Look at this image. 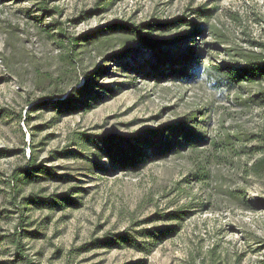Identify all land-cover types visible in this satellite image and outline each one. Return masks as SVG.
Masks as SVG:
<instances>
[{"label": "rangeland", "instance_id": "1", "mask_svg": "<svg viewBox=\"0 0 264 264\" xmlns=\"http://www.w3.org/2000/svg\"><path fill=\"white\" fill-rule=\"evenodd\" d=\"M40 1L0 0V262L264 264V172L251 171L259 157L253 138L264 121L259 87L226 89L208 76L211 66L264 54V0H52L48 9L60 14L51 17L39 12ZM195 8L212 15L199 19ZM176 18L192 20L193 38L208 44L186 82L175 81L168 66L180 64L187 48L173 39L191 27L143 26ZM55 20L71 36L127 22L150 32L154 47L129 41L122 49L126 41L113 35L102 53L93 45L78 49L75 87L83 86L82 74L102 71L92 80L95 101L58 108L54 101L66 98L73 76L59 98L31 111L50 94L47 74L62 68V51L49 37L55 30L44 28ZM169 129L176 133L162 136L169 151L146 148L134 169L111 163L92 145L101 147L107 136L123 150L139 138L156 145L153 135ZM83 134L92 141H82ZM32 156L52 175L14 183ZM175 212L181 219L165 218ZM169 226L176 231L161 236ZM16 233L24 260L11 243ZM121 233L136 247L120 243Z\"/></svg>", "mask_w": 264, "mask_h": 264}, {"label": "trees", "instance_id": "2", "mask_svg": "<svg viewBox=\"0 0 264 264\" xmlns=\"http://www.w3.org/2000/svg\"><path fill=\"white\" fill-rule=\"evenodd\" d=\"M52 0H41L38 5L39 12H42L45 15H49L50 17L54 14H60V11L58 8L48 9V5ZM194 14L197 15V18L199 19H208L211 17V12L209 10H203L201 8H195L192 10ZM81 19V18H79ZM76 21V20H75ZM78 21V20H77ZM51 26V27H50ZM144 27L148 28L149 31H155L159 30L161 32H169L171 30H179L180 28L187 29L191 27V30H185L184 32H179L177 36L173 39V42L176 43H183L187 45V48L183 52L182 60L179 61L180 64L176 63H170L168 68L170 72V76L175 80L179 82H186L190 80V74L189 72L196 70V67L194 65V62L198 59H201L202 50L200 49L201 44L198 43L197 40L193 38V33L196 31V25H194V22L192 20H187L185 18H176L167 22H163L158 24L156 27L149 26V24L143 25ZM45 29H47V32L49 33L52 30H55L53 34H50V38H54L57 47L59 48L61 52L60 61L62 63V68L59 71L57 75L53 74H47V79L49 81L50 85V94L49 96L39 98L36 101L32 102L31 111L36 110L38 107L42 105H47L52 103V100L56 97L59 98L62 93H64V86H67L69 82L72 80V77L76 76L74 82L71 83L70 92L66 95V98L64 100L54 101L58 108L60 109H69L70 111L74 109H82L88 107L89 103L87 100L89 98L93 99L95 96H97V93L91 92V85L95 84L93 83V79L100 76L102 71L100 69L94 70L95 72L90 73H84L82 74L85 78V82L83 86L75 87L74 85L78 82V74L77 71L80 69V66L82 65L81 59L78 58V49L84 48L87 45H93L94 49L98 51V53H102L103 48L106 47L105 45L110 44L111 40L113 39V35H118L119 37H122V40L120 41H126L122 45V49H124L127 44V42H140L144 44L145 47L152 48V40L149 39V33L142 34L138 27L129 24L127 22H114L110 24L107 27V30H100L91 32L89 34H81L78 36H71L66 33L65 28L63 27V24L57 20L52 22L50 25L44 26ZM155 28V29H154ZM130 39V40H129ZM172 41V40H171ZM83 43V44H81ZM204 45L208 44L203 43ZM190 45V46H189ZM259 47H262L261 44H258ZM105 50V49H104ZM82 69V66H81ZM208 70H211L212 73H209L208 76L213 79V81L216 83L217 86L221 85L225 87L226 89H232L235 86L242 85L243 83L251 84V85H257L258 88V95L262 99V104H264V54H251L248 56H245L243 60L240 62V64L236 63H223L222 66H211L208 68ZM72 96L74 97V100H72ZM82 98L81 101L77 100V97ZM94 97V98H93ZM20 119V115H19ZM264 120V119H263ZM159 134V135H158ZM157 137V144H153L149 142V139L139 138L135 139L134 142L137 143L136 146H127V150H123L120 148L119 145L112 142V140L107 136L106 139L102 138L100 139L101 147H98L95 143L94 145L98 150L104 151L105 155L108 157L109 161L111 163H122L123 167L126 165L129 166V168L134 169L136 165L144 161L145 159V150L146 148H152L153 151L156 152V155H164V153H167L169 151V144L164 143L162 140V136L165 137H176V133L173 129H169L167 131V134H161L160 132L156 133V135H153ZM92 139L89 135L82 136V141H85L86 144ZM254 141H256V145L253 146L252 151L258 153L259 157L254 162V164L251 166V171L258 175L259 173L264 172V121L262 124L261 131L258 135L253 138ZM92 141V140H91ZM92 143V142H91ZM158 145V146H157ZM187 146L193 148L196 147L194 143L188 142ZM34 173H39L41 175L45 176H51L52 175V169L51 168H45V167H36L35 166V157H29L28 162L26 163L25 167L16 169L15 173L13 174V182L19 183L20 181H31V182H37L41 179L40 176H37ZM20 174V175H19ZM203 179V178H201ZM14 183L12 185H14ZM35 199L33 198L29 199L30 202H32L34 205H36L37 202H35ZM65 199V198H64ZM63 200V199H62ZM28 201V199H26ZM67 201V200H66ZM172 216V217H171ZM165 218L167 220H175V219H181L180 216H178V212L171 213L165 215ZM176 226H169L166 228V231L163 232L159 230L160 235L164 236L168 233H174L176 231ZM144 233L149 236H152L151 231L146 230ZM15 238L11 241L13 245H15V251L21 260H24L25 257L22 254V246L19 243V239L21 238L20 233H16L13 235ZM118 239L120 243H125L131 247H136V240L134 238H131L126 233H121L118 236ZM113 245L120 246V244H117L113 241ZM0 264H3L0 262ZM30 264V263H28Z\"/></svg>", "mask_w": 264, "mask_h": 264}]
</instances>
